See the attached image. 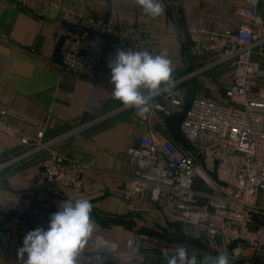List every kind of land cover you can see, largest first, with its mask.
I'll list each match as a JSON object with an SVG mask.
<instances>
[{"label":"crops","instance_id":"0c3cea01","mask_svg":"<svg viewBox=\"0 0 264 264\" xmlns=\"http://www.w3.org/2000/svg\"><path fill=\"white\" fill-rule=\"evenodd\" d=\"M164 12L150 17L136 0H21L0 3V109L7 108L9 120L18 128L44 139L82 125L99 115L112 113L105 120L83 129L62 141L59 152L84 165L78 188L59 187L42 180L40 156L14 164L0 173V206L7 199H28L31 206L24 213L4 210L0 228L11 230L13 240L0 243V264H23L17 256L24 235L37 227H46L49 216L65 200L87 198L91 204L94 230L89 241L101 236L117 243L122 250L128 239L136 238L140 250H151L175 242L201 246L197 236L180 224H166L147 202L146 194L132 205L120 198L126 173L125 152L149 129L159 140L170 136L182 147L186 143L178 125L192 97L224 101V91L231 84V68L222 66L198 71L205 62L189 55L187 31L190 26L210 31L236 30L247 26L237 15L245 7L243 0H162ZM66 14L67 21L59 17ZM91 15L116 27L140 29L149 42L150 53L163 54L174 69L172 77H182L178 89L179 105H170L163 94L154 95L143 115L124 107L111 96L110 45L94 62L91 79L63 71L59 47L65 29L84 24ZM258 35L264 34V4L257 11ZM264 51V46L262 47ZM252 60H258L256 54ZM25 146L0 132V163L22 153ZM50 202V210L40 203ZM87 241L78 258L87 251ZM118 264H166V260Z\"/></svg>","mask_w":264,"mask_h":264},{"label":"built area","instance_id":"2783aa9c","mask_svg":"<svg viewBox=\"0 0 264 264\" xmlns=\"http://www.w3.org/2000/svg\"><path fill=\"white\" fill-rule=\"evenodd\" d=\"M21 0H0L16 4ZM245 7L237 15L247 26L236 30L210 31L190 26L187 31L189 55L205 62L198 71L228 66L231 84L224 91L225 100L200 96L191 98L178 125L186 143L182 147L170 136L157 139L147 130L125 152L126 173L120 198L128 205L142 194L154 211L170 224H180L197 236L201 246L175 242L151 250L137 248L136 238L128 239L122 250L114 241L95 236L87 241L88 251L79 264H118L163 260L177 247L204 255L227 252L232 264H264V34L258 35L257 11L264 0H243ZM67 21L66 14L59 17ZM85 22L65 29L59 47L63 71L91 79L94 62L110 45V59L118 50H148L149 42L140 29H124L91 15ZM2 42H9L0 33ZM256 54L258 60H252ZM173 86L159 94L170 105H179L178 86L183 78H173ZM147 95V93H145ZM112 113L44 139L41 132L32 135L18 128L8 118L7 108L0 109V132L24 145L25 150L0 163V173L10 166L40 156L42 180L59 187L78 188L85 167L59 152L60 143L79 131L105 120ZM31 206L28 199L11 197L0 206L24 213ZM50 210V202L40 203ZM11 230L0 228V243L13 240ZM106 242L109 247H98ZM115 245V247H111ZM22 246V241L19 247Z\"/></svg>","mask_w":264,"mask_h":264},{"label":"clouds","instance_id":"9594fccd","mask_svg":"<svg viewBox=\"0 0 264 264\" xmlns=\"http://www.w3.org/2000/svg\"><path fill=\"white\" fill-rule=\"evenodd\" d=\"M136 4L150 17H158L165 10L162 0H136ZM108 68L112 98L126 108L136 109L140 115L149 110L150 100L159 95L162 87L168 91L173 86L174 69L163 54L118 50L108 61ZM92 207L87 198L65 200L49 216L46 227H37L24 235L17 256L23 264H79L78 257L94 230ZM97 246L109 247L100 241ZM165 260L166 264H232L227 252L204 255L198 260L195 251L189 252L183 246L171 255L165 254Z\"/></svg>","mask_w":264,"mask_h":264},{"label":"water","instance_id":"95a60500","mask_svg":"<svg viewBox=\"0 0 264 264\" xmlns=\"http://www.w3.org/2000/svg\"><path fill=\"white\" fill-rule=\"evenodd\" d=\"M240 260V257H237V259L233 260L232 263L238 262Z\"/></svg>","mask_w":264,"mask_h":264},{"label":"trees","instance_id":"16d2710c","mask_svg":"<svg viewBox=\"0 0 264 264\" xmlns=\"http://www.w3.org/2000/svg\"><path fill=\"white\" fill-rule=\"evenodd\" d=\"M178 128V127H177ZM178 130V129H177ZM178 132H179V130H178ZM180 134V133H179ZM181 136V135H180ZM182 138V137H181Z\"/></svg>","mask_w":264,"mask_h":264}]
</instances>
